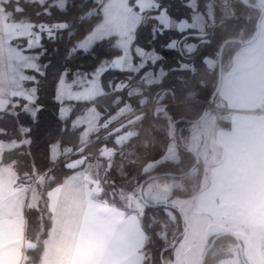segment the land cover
<instances>
[{
    "label": "snow or ice",
    "instance_id": "1",
    "mask_svg": "<svg viewBox=\"0 0 264 264\" xmlns=\"http://www.w3.org/2000/svg\"><path fill=\"white\" fill-rule=\"evenodd\" d=\"M239 2L246 6V0ZM173 6L171 0H0V164L4 153H16L7 168H0V234L15 222L4 211L7 207H18L21 219L26 208L35 214L37 223L35 239L29 240L32 246L16 249L17 264H56L57 260L115 264L120 238L133 225L142 236L138 264H185L190 229L202 232L206 243L214 245L234 226L227 203L213 199L207 202V216H201L188 204L187 196L176 192L184 187L185 157L191 160L188 171L198 173L202 159L211 153L205 138L208 126L230 125V131L220 133L229 141L248 127L243 115L246 110L235 92H243L249 85L238 67L224 72V41L220 40L214 54L200 61L210 73L219 63L220 83L203 102L197 101L195 115L179 116L165 103L169 97L175 101L178 92L183 94L188 88L187 77L198 71L194 54L213 44L217 27L211 3H205V10L200 11L198 0H183L182 7L189 14L181 17L172 15ZM144 28H148L152 45L168 32H176L161 47L176 52L180 59L166 67L163 53L155 46L140 44ZM81 30V38L73 41ZM65 34L70 46L63 70L57 71L53 95L61 126L57 138L49 141L46 163L41 165L32 146L36 143L33 126L44 110L38 93L51 67L41 63L47 53L43 41L55 44ZM254 37L255 33L249 37L252 45L257 42ZM258 39L264 45V34ZM98 48H105L106 55L99 57L91 71L68 67V62L79 56L96 58ZM110 72L123 78L105 80ZM137 77L134 86L131 81ZM177 82L182 86L179 89ZM206 87L200 80L195 90L187 91L186 100ZM108 98L110 102L101 107ZM65 101L74 103L65 106ZM149 102L155 105L151 116L163 120L166 131L161 139L153 136L139 145L151 158L130 173L128 169L138 158L134 141L140 136L139 128L130 124L143 125L149 115L143 109ZM257 110L264 111V104ZM134 112L139 114L131 121L124 119ZM22 116L30 123H22ZM5 121L11 129L3 126ZM94 145L99 147L93 152ZM21 164L25 167L17 169ZM157 224L165 229L163 236L161 229L151 232ZM167 227L178 234L172 235L171 248ZM69 234L75 238L74 246L57 251V242ZM155 240L163 244L159 256L151 252Z\"/></svg>",
    "mask_w": 264,
    "mask_h": 264
},
{
    "label": "crops",
    "instance_id": "2",
    "mask_svg": "<svg viewBox=\"0 0 264 264\" xmlns=\"http://www.w3.org/2000/svg\"><path fill=\"white\" fill-rule=\"evenodd\" d=\"M257 4L264 7V0H257ZM261 34H264V13L259 36ZM258 37L255 45L250 42L238 48L223 66L225 73L231 67H238L240 75L248 82L245 91L235 92L239 104L246 110L243 115L248 127L229 141L220 133L230 131V125L217 124L214 161L206 170L201 168V187L192 195L202 214H208L207 202L215 199L217 203L229 205L235 224L264 227V111L257 110L264 104V45L259 43ZM8 166L9 161L0 164L1 168ZM4 211L15 222L0 234V261L17 264L16 249L32 246L29 244L32 239L27 236L28 222L25 215L20 218L18 207H7ZM141 242L140 229L133 225L120 238L115 264H138ZM74 244L75 238L69 234L57 242L55 248L62 253ZM48 250L45 245L44 251ZM56 264L68 262L57 260Z\"/></svg>",
    "mask_w": 264,
    "mask_h": 264
},
{
    "label": "trees",
    "instance_id": "3",
    "mask_svg": "<svg viewBox=\"0 0 264 264\" xmlns=\"http://www.w3.org/2000/svg\"><path fill=\"white\" fill-rule=\"evenodd\" d=\"M246 6L241 4L239 0H198L200 11H204L205 3H211L215 16V23L217 25L215 32H216V39L212 45L207 47H202L199 52L195 55V63L198 69L196 76L191 77L188 76L187 79L190 81L188 88L184 89V93L181 94L178 92L177 98L175 101L169 97L165 103L172 105L174 111L183 117H193L195 115V111L198 107L197 101L203 102L210 93L214 90V87L217 86L219 81L218 75V67L214 73H210L205 69V66L200 62L203 56H212L215 52V48L217 43L220 40L224 42L229 38H236V39H248L255 33L256 30V22L261 14V10L253 4H257V0H247ZM80 0H77L79 3ZM171 3L174 5L172 8V15L175 17L187 16L189 11L182 7L183 0H171ZM231 17V18H230ZM35 18V17H33ZM212 21L209 20V23ZM223 22V23H222ZM88 24L84 25L86 28ZM150 27V26H149ZM240 30H243L241 33ZM208 31H212L211 28ZM83 35V30H81L80 34L76 37H73V41L76 39L81 38ZM176 32H168L166 35L162 36L160 39L155 41V44L152 45L149 39V31L148 28H144L140 30L139 34V42L146 47L155 46L158 51L163 53L166 56L165 66H170L174 64L180 57L177 55L176 52H167L165 51L161 45L168 40L171 36H176ZM44 46L47 48V53L41 57V63L50 64L51 67L47 70V77L43 79L40 85L39 96L40 104L44 106V110L39 113V123L34 125L33 137L36 140V143L32 146L33 151L36 153V161L38 164H45V156L47 154V145L50 140L54 141L58 136V129L61 126L60 122L57 120V113H58V105L53 102V95H54V88L56 83V74L57 71L63 70V65L65 63L64 56L67 48L70 46V42L68 41V37L65 34L64 39L59 41L55 44L49 43L47 39L43 41ZM241 40H231L224 44L223 47V66L224 64L232 57L233 53L242 46ZM106 55L105 48H98L97 49V57L93 58L91 56H79L76 59L68 62V67H70L73 71L77 68L83 71H91L99 62V57ZM179 75V74H178ZM112 76H123L118 72H110L108 75L105 76V80L109 79ZM71 78V77H70ZM204 80L207 87L204 91L198 95L197 97L193 98L192 100H186L185 96L189 89L195 90V85L200 81ZM182 86L177 82V88H181ZM110 100L102 102L107 103ZM179 118V117H178ZM22 123H30V119L26 116L21 117ZM4 127H8L11 129L12 125L5 121L3 122ZM181 127H185V125H181ZM180 132L177 131L176 136L177 139L180 138ZM184 135L187 136V132H184ZM7 139V138H5ZM74 140V138H72ZM95 139V137L93 138ZM65 142H69V138L65 137ZM97 146L94 145L91 151H95ZM16 156L15 152L12 153H4L3 161H10L13 157ZM191 165V160L185 157V163L183 166V172L188 171V167ZM202 162L199 166L198 173H187L183 175V179L186 181L184 183V187L182 191H177L176 193L182 195H192L201 187V170ZM25 166L23 164L17 165L16 168L22 170ZM61 179L64 178L65 171L61 168L59 171ZM33 232H30L29 225L27 224V236L29 238H35L36 230H37V223L35 221ZM158 229H161V225L157 224L156 228L151 229L152 233H156ZM165 229H161L160 234L163 236ZM166 231L169 233V244H171L172 235L174 233L171 227H167ZM178 235V234H176ZM237 242L239 238L235 237L233 234H225L223 238L217 239L215 244L210 248L209 253L205 258V264H213L217 258L224 255L225 250L222 248H226V244L229 242ZM168 244V245H169ZM210 243L208 244V246ZM163 247V244L160 240H155L154 244L151 245V252L153 255L159 256L160 248ZM221 247L220 251H217V248ZM215 250V252H214ZM172 254V253H169ZM213 257V258H212ZM212 258V259H211ZM243 264V263H242Z\"/></svg>",
    "mask_w": 264,
    "mask_h": 264
},
{
    "label": "rangeland",
    "instance_id": "4",
    "mask_svg": "<svg viewBox=\"0 0 264 264\" xmlns=\"http://www.w3.org/2000/svg\"><path fill=\"white\" fill-rule=\"evenodd\" d=\"M141 45L144 46L145 48H148L143 44ZM224 71H225V68H224ZM124 75H128V73H124ZM68 79L71 80L70 77ZM138 80H139V77L131 81V84L134 86L137 85ZM109 102L110 100L107 103ZM73 103L74 102L72 101H65V106H71ZM107 103H101V107H104ZM132 103L133 105H135V99H133ZM154 107L155 105L151 102H149L144 107L143 112L149 113V115L145 118L142 126L139 125L138 123L135 125L130 124L131 127L139 128V132H140L139 139L134 141V143H136L137 145V149H136L138 153L137 163L135 166L128 169L130 173L138 171L140 166L143 165V163L145 162V160L151 158V155H148V156L145 155L144 150L140 148L139 145L142 144L145 140L151 141L153 136H155L158 140L161 139L164 131H166L165 122L160 119H153V117L151 116V112ZM112 111H115V109H112ZM138 114L139 112H134L124 117V119L127 121H131L132 118ZM115 127H119V124L114 125V128ZM215 128L216 127L208 126L205 131V138L210 145L211 154L209 155L208 159H202L201 168L203 170H206L207 165L211 164L214 161L215 154L217 152V149H215V146H214ZM96 146L99 147V145H96ZM158 149H159V145H157L156 151H158ZM21 179H23V177H21ZM117 180L119 181V177H117ZM185 182L186 181L183 179L182 180L183 186ZM176 195L177 196H187L188 204L196 208L195 195H182L179 193H176ZM199 214L201 216H207L206 214H202L200 212ZM24 215L28 222L30 232H33L35 228L34 227L35 221H36L35 214L29 213L27 209L25 208ZM228 231L234 232L238 236L239 241L237 242L229 241L225 246L226 248H222V250H225L224 255L217 258V260L213 264H242L243 261H242V257H241L240 250H239V242L242 246V251H243L245 260L248 264H264V227L234 223V226L230 228ZM190 233H191V240L184 250L185 264H200L209 243H206L205 237L202 232L198 230L190 229ZM30 239H33V238H30ZM220 250H221V247H218L217 251H220Z\"/></svg>",
    "mask_w": 264,
    "mask_h": 264
},
{
    "label": "water",
    "instance_id": "5",
    "mask_svg": "<svg viewBox=\"0 0 264 264\" xmlns=\"http://www.w3.org/2000/svg\"><path fill=\"white\" fill-rule=\"evenodd\" d=\"M246 3H248L247 0H246ZM253 6H255V7L259 8V9L261 10V14H260V16H259V18L257 19V22H256V30H255L256 37H254V39H256V38L259 36V34H260V30H261V18H262V15H263V13H264V7H263L262 5H260V4H253ZM231 40H241V42H242L243 45L250 43L249 38H248V39L229 38V39H227V40L224 42V44H225L226 42H228V41H231ZM224 44H223V47H224ZM218 75H219V81H218V84H219V83H220V66H219V63H218ZM218 84H217V85H218ZM187 173H191V172H189V171L183 172V175H184V174H187ZM229 233L233 234L235 237L238 238V236H237L234 232H232V231H231V232L228 231L227 234H229ZM172 243H174V241H172L171 244L168 245L169 248H171ZM212 246H213V244L210 243V245L207 247V249H206V251H205V253H204V256H203V258H202L200 264H205V258H206V256H207V254L209 253L210 248H211ZM239 250H240V254H241V257H242L243 264H248V263L246 262V260H245V257H244L243 251H242V246H241L240 242H239Z\"/></svg>",
    "mask_w": 264,
    "mask_h": 264
}]
</instances>
